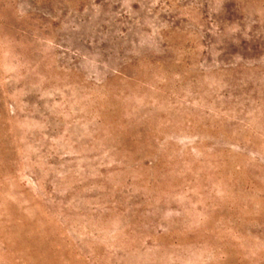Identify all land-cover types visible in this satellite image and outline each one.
Here are the masks:
<instances>
[{
	"label": "rangeland",
	"instance_id": "rangeland-1",
	"mask_svg": "<svg viewBox=\"0 0 264 264\" xmlns=\"http://www.w3.org/2000/svg\"><path fill=\"white\" fill-rule=\"evenodd\" d=\"M0 264H264V0H0Z\"/></svg>",
	"mask_w": 264,
	"mask_h": 264
}]
</instances>
